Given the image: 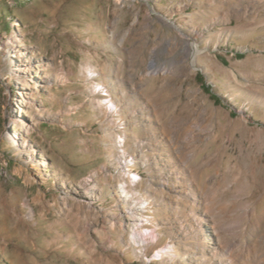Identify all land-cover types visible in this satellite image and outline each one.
I'll return each mask as SVG.
<instances>
[{
  "label": "rangeland",
  "instance_id": "rangeland-1",
  "mask_svg": "<svg viewBox=\"0 0 264 264\" xmlns=\"http://www.w3.org/2000/svg\"><path fill=\"white\" fill-rule=\"evenodd\" d=\"M190 188L264 264V0H0V264H219Z\"/></svg>",
  "mask_w": 264,
  "mask_h": 264
},
{
  "label": "bare ground",
  "instance_id": "bare-ground-1",
  "mask_svg": "<svg viewBox=\"0 0 264 264\" xmlns=\"http://www.w3.org/2000/svg\"><path fill=\"white\" fill-rule=\"evenodd\" d=\"M15 43L17 42H21V40L15 39L14 41ZM20 55L23 54L22 51H20ZM157 67V63L156 61L153 59L150 62V68L151 69H155ZM19 73H28L30 74V70L28 68V65H22L19 66V69L17 70ZM19 131H22V125L21 123H19ZM15 136V135H14ZM13 135H11V138L16 141L15 137ZM182 160V159H181ZM180 174V173H179ZM166 183L167 185L169 184H175L176 186H178V188H182V186H189L191 187L192 185L188 183L187 180L182 179V178H176L174 177V173L172 172H168L167 176H166ZM187 183V184H186ZM174 186V185H173ZM175 188V187H173ZM184 192V191H183ZM124 196H122L123 199L127 198V194L128 192L126 191V189L123 190ZM184 198L186 200L187 203H194V204H200L205 202L206 206L208 208V211L202 213L199 215L200 219H198V221H200L201 223L203 222L204 225H207L210 227V240L214 243L212 246L210 245L209 247L205 248L202 245H198L197 251L199 253H201V255L204 257V259L206 258L207 255H209L210 260L214 259V257H219L220 259H218L219 264H231L230 261L228 260V258L226 260H222L221 258H225V256L227 255V253H229V251L231 250L232 247H234L236 244L239 243V241L242 238L241 232L238 233L235 230V227L233 226L234 224H226L224 222L219 224L216 219H215V215L211 213V209L210 207L213 205V201L210 199H202L201 197H198L197 195H195L194 193L191 192V188L189 190H187V192H184ZM222 209L224 210V208L222 207ZM251 210V208L248 206L246 207V209L244 210V214L243 216H246L249 211ZM225 218H228L227 215V211H223V217L222 219L224 220ZM137 222V221H136ZM136 222L133 223V226H136ZM203 226V225H202ZM200 224H192L190 226V230H189V235L191 236V238H194L196 236H198L200 234V230L202 229V227ZM141 229H146L145 226H141L139 227ZM156 228L154 229V231L152 232L151 236L155 238V234H156ZM144 240L143 238L136 236L133 238V243H136L138 245H140V243H143ZM243 244V243H242ZM244 245V244H243ZM168 246H170V248L173 250V243H168ZM139 247V246H138ZM169 247H162L160 249V251L158 252V256L160 258L161 261L166 262L169 259V256L171 254V249ZM206 253V254H205ZM199 255V254H198ZM190 255L188 254L187 258L182 257L181 260H192L194 262H202L204 263V260L202 259H198L197 257H189ZM206 260V259H205ZM146 264V263H145ZM182 264V263H181Z\"/></svg>",
  "mask_w": 264,
  "mask_h": 264
}]
</instances>
